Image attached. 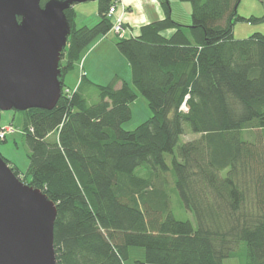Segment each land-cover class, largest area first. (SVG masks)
I'll return each instance as SVG.
<instances>
[{
    "label": "trees",
    "instance_id": "16d2710c",
    "mask_svg": "<svg viewBox=\"0 0 264 264\" xmlns=\"http://www.w3.org/2000/svg\"><path fill=\"white\" fill-rule=\"evenodd\" d=\"M114 1L98 0L94 25H75L77 1L65 10L62 95L51 110L21 111L31 178L8 163L57 206V263L126 264L130 247L141 246L145 259L133 264H223L244 242L246 264H264V34L234 36L241 0H182L192 6L189 25L160 0L163 19L116 43L132 85L83 75L69 95L65 76L111 30ZM167 29H175L170 37ZM133 85L152 115L128 130ZM186 123L199 136L179 144ZM174 188L197 227L175 217Z\"/></svg>",
    "mask_w": 264,
    "mask_h": 264
},
{
    "label": "water",
    "instance_id": "95a60500",
    "mask_svg": "<svg viewBox=\"0 0 264 264\" xmlns=\"http://www.w3.org/2000/svg\"><path fill=\"white\" fill-rule=\"evenodd\" d=\"M74 1L0 0V109H53L62 95L60 61ZM57 206L0 155V264H58Z\"/></svg>",
    "mask_w": 264,
    "mask_h": 264
},
{
    "label": "rangeland",
    "instance_id": "374dc122",
    "mask_svg": "<svg viewBox=\"0 0 264 264\" xmlns=\"http://www.w3.org/2000/svg\"><path fill=\"white\" fill-rule=\"evenodd\" d=\"M170 4L172 16L175 20L185 25L191 24L192 6L189 1L170 0ZM238 14L243 17V19H238L234 23L233 29L234 36L236 38H247L255 32L264 34V0H241L238 6ZM76 26L80 27L81 25L77 24ZM114 63L117 64L118 62L114 60ZM80 71V68L76 67L66 74L65 85L67 88H71L73 90L77 88V85L81 80ZM109 79L107 82H103V80L102 82L106 84L110 81ZM134 89L138 92V97L130 104L132 116L129 120L122 124L123 128L128 130L134 129L137 127V125L147 120L152 115L147 98L142 95L136 87H134ZM89 97L90 103L98 101V90L96 87L89 90ZM186 108V104L182 105V109L186 110ZM1 122L4 127L12 125L13 130L7 132L6 140L0 141V155H2L6 161L11 164V166L18 169L21 176L26 178L28 181L31 178V176L28 174L30 157L29 147L25 140L23 115L21 111L17 110L2 111ZM185 128L186 133L180 137L179 144L191 140L198 135L197 133L190 130L189 123L185 124ZM244 137L247 139H252V136L249 134V132H245ZM145 170L146 169H142V167L138 168L139 173H144ZM172 205L176 218L181 220H190L193 225L197 227L194 214L186 209V207L183 205V202L181 201L175 188L172 190ZM129 252L130 255L126 260V264H133L137 259H145V248L141 246H131ZM223 264H246L245 243H240L236 254L226 257L223 261Z\"/></svg>",
    "mask_w": 264,
    "mask_h": 264
},
{
    "label": "crops",
    "instance_id": "0c3cea01",
    "mask_svg": "<svg viewBox=\"0 0 264 264\" xmlns=\"http://www.w3.org/2000/svg\"><path fill=\"white\" fill-rule=\"evenodd\" d=\"M117 1V14L122 15L124 25L128 29L126 35L123 37L139 35L140 27L142 25L157 19H163L166 16V12L160 0ZM74 8L76 11V25H94L100 18L98 0L78 2L74 5ZM174 31L175 29H167L162 31V34L166 37H170ZM119 38L121 37L115 31L109 30L106 34L100 35L90 45L82 59L74 67L80 68V78L85 75L88 80H91L94 83L105 84L103 82H107L109 78L111 81L115 76H119L121 79L132 85L131 64L116 46ZM114 60L118 63L115 64ZM120 85L121 80L118 82L117 87ZM198 136L199 135L193 139Z\"/></svg>",
    "mask_w": 264,
    "mask_h": 264
},
{
    "label": "built area",
    "instance_id": "2783aa9c",
    "mask_svg": "<svg viewBox=\"0 0 264 264\" xmlns=\"http://www.w3.org/2000/svg\"><path fill=\"white\" fill-rule=\"evenodd\" d=\"M117 8H118V1L115 0L108 12H107V15L112 19L113 23H112V27H111V30L115 31L120 37H123L124 35H126L127 33V27L124 25V22H123V18H122V15L120 14H117ZM76 89V88H75ZM75 89H71V88H66V92L71 95ZM185 105V103L183 104ZM13 130V127L12 125L10 126H6L4 127L2 125V129L0 130V138L1 139H5L6 136H7V132L9 131H12Z\"/></svg>",
    "mask_w": 264,
    "mask_h": 264
}]
</instances>
